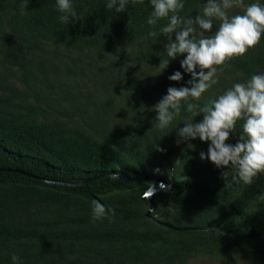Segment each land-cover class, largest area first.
Segmentation results:
<instances>
[{
	"label": "trees",
	"instance_id": "obj_1",
	"mask_svg": "<svg viewBox=\"0 0 264 264\" xmlns=\"http://www.w3.org/2000/svg\"><path fill=\"white\" fill-rule=\"evenodd\" d=\"M183 2L185 7L180 15L195 17L202 14L207 0ZM72 3L79 20L64 25L58 19L61 13L57 0H29L23 13L20 0H15L7 25L22 41L32 38L34 42L50 43L68 51L117 55L128 45L150 37V31L159 33L160 27L168 22L162 19L155 29L147 24L153 11L150 0H143L142 4L129 0L123 13L107 8L108 0H72ZM156 38L167 41L163 34ZM177 59L170 75L180 71L183 79L174 82L176 87L190 86L187 82L191 75L180 67L184 58L181 55ZM232 65L247 79L253 74H264V59L253 63L237 61ZM21 70L24 75L28 71L24 65ZM206 100L209 98L204 93L195 103L202 105ZM190 114L182 103L181 118L188 119ZM181 118L177 121L184 126ZM201 121L197 119L195 123ZM242 123L239 121L234 133H230L229 138L235 142L239 141ZM110 133L107 127L98 124L91 131L64 134L52 125L0 112V246L25 240H77L134 249L156 260L216 252L232 256L249 254L264 261V238H235L252 230L264 234L262 202L255 201L256 191L236 184L225 188L221 174L211 173L207 178V173L201 170L189 172L187 167L183 171L180 167L187 162L186 150L177 162L155 161L148 157V153L155 156V152L146 146L144 152H139L125 144L123 137ZM187 143L209 147L208 142L199 138ZM158 184L165 185L166 190L152 195L156 207L152 217L155 214L162 219L149 218L153 223L145 229H138L134 223L146 220V212L110 204L113 195H128L132 201L145 204L141 196L149 185ZM93 200L114 210L115 215L93 220ZM36 205L57 208L42 220L12 221L16 212ZM168 205L172 211L167 209ZM165 224L174 228L214 227L221 231H179Z\"/></svg>",
	"mask_w": 264,
	"mask_h": 264
},
{
	"label": "rangeland",
	"instance_id": "obj_2",
	"mask_svg": "<svg viewBox=\"0 0 264 264\" xmlns=\"http://www.w3.org/2000/svg\"><path fill=\"white\" fill-rule=\"evenodd\" d=\"M14 1L0 0L2 114L28 117L36 123L52 125L64 134L71 131H91L93 125L101 124L114 137H123L124 143L132 149L144 152L148 148L154 151L155 156L148 153L151 160L176 162L186 150L187 162L180 167L183 171H187V167L190 168L189 172L201 170L207 173V178L211 173L222 175L227 172L228 178L236 174L234 168H217L207 159L201 160L200 153L206 154L208 147L195 146L192 150L186 148V142H178L177 133L183 126L177 119L181 116L167 129L155 127L156 113L152 108L167 94L169 87H176L169 76L178 59L170 60L169 66L162 73L158 67L160 60L167 58L164 52L167 41L148 37L128 45L117 55L88 50L68 51L50 43L34 42L32 38L22 41L7 25ZM251 3L264 5V0H245L246 5ZM243 12L244 9L236 8L230 10L229 14ZM218 27L219 22L214 21L212 31H216ZM196 38H199V33ZM182 57L185 58L183 55ZM259 59H264V34L254 49H250L244 56L234 57L217 69L218 83L206 92L207 97L215 99L235 83L248 80L233 67L234 62L253 63ZM21 65L27 67L25 75ZM192 118L190 114L188 119H181L187 123ZM197 119L202 120L203 116L195 117L194 124ZM226 143L235 145L237 142L229 138ZM154 145L163 151L155 150ZM236 185L245 190L256 191L254 199L262 202L261 211L264 213V174H258L248 186L242 182ZM153 186L154 193L162 192L159 184ZM147 192L141 196L146 200L145 204L132 201L128 195H113L110 197V204L116 208L128 207L146 212L149 201ZM56 208L49 205L31 206L16 212L11 219L15 223H26L34 218L42 220L45 215H52ZM167 209L172 211L171 205ZM153 218L162 219L155 214ZM151 223L153 221L147 218L134 224L138 229H145ZM95 227L96 225L91 229ZM64 228L69 229L70 226ZM13 255L19 257V264H264V261L249 254L232 256L216 252H197L173 260H156L141 255L134 249L77 240H25L0 246V264H13Z\"/></svg>",
	"mask_w": 264,
	"mask_h": 264
},
{
	"label": "clouds",
	"instance_id": "obj_3",
	"mask_svg": "<svg viewBox=\"0 0 264 264\" xmlns=\"http://www.w3.org/2000/svg\"><path fill=\"white\" fill-rule=\"evenodd\" d=\"M137 2L142 4L143 0H132L133 4ZM150 2L153 11L147 24L155 29L162 19L168 21L160 27L159 33L155 30L149 32L150 37L156 38L159 34L167 37L164 48L167 58L160 60V73L169 66L170 60L183 55L185 58L180 67L191 75L187 82L190 86L169 87L167 94L154 105L155 127L167 129L180 116L183 103L193 118L178 131V142L197 138L201 142H208L207 153L201 152L200 159H207L217 168L236 170L230 179L227 172L222 174L225 188L240 182L247 186L252 184L258 174H264V74H253L246 82L235 83L223 94L206 100L202 105L195 102L200 101L203 94L218 83L219 67L234 57L244 56L260 43L264 34V5H246L245 0H207L202 14L182 17L180 12L185 7L183 0ZM28 3L29 0H20L21 13L26 11ZM128 3L129 0H108L107 8L123 13ZM236 8H242L244 12L230 15L229 11ZM57 9L61 13L58 19L62 24L79 20L72 0H57ZM214 21L219 22V27L213 32ZM182 79L180 71L169 76L172 82L178 83ZM199 115L203 116L202 121L194 124V118ZM239 121H243L239 141L235 145L226 143ZM187 147L195 148L191 143H187ZM154 148L163 151L158 146L154 145ZM149 186L152 195L155 187ZM160 187L166 190L165 185L161 184ZM114 215V210L106 209L99 201H92L93 220ZM11 259L13 264H19L18 256L13 255Z\"/></svg>",
	"mask_w": 264,
	"mask_h": 264
},
{
	"label": "water",
	"instance_id": "obj_4",
	"mask_svg": "<svg viewBox=\"0 0 264 264\" xmlns=\"http://www.w3.org/2000/svg\"><path fill=\"white\" fill-rule=\"evenodd\" d=\"M149 195V201H148V210L145 213V216L147 218H151L152 220H154V218L152 217V212L155 209V205L152 201V198L150 197V192H147ZM158 222V221H157ZM165 226L167 227H172L168 224H165ZM175 230H179V231H185V230H211V229H216L218 231H221L219 228H214V227H182V228H174ZM235 238H241V239H249V240H255V239H260V238H264V234L259 233L257 231H249L248 233L242 234V235H237L235 236Z\"/></svg>",
	"mask_w": 264,
	"mask_h": 264
}]
</instances>
